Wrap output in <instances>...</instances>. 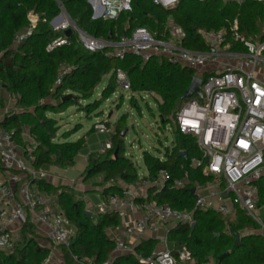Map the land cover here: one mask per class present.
<instances>
[{"label":"trees","instance_id":"1","mask_svg":"<svg viewBox=\"0 0 264 264\" xmlns=\"http://www.w3.org/2000/svg\"><path fill=\"white\" fill-rule=\"evenodd\" d=\"M59 2L76 26L94 37L107 38L110 34L112 39H116L122 34L128 35L135 27H144L161 36L167 20L171 19L185 32L183 44L191 50L206 48L201 31L223 28L228 31L233 20H237L239 34L246 38L254 37L264 25V8L255 0L241 3L178 0L171 7H163L156 0H133L131 10L122 13L116 21L91 19V9L86 0ZM29 12L38 16L36 26L25 40H17L16 36L27 32L30 26L27 18ZM59 12L55 0H0V109L5 106V94L14 100L15 106L5 113L0 125L11 131L17 141L20 140L18 136L22 128L25 126L28 129L36 143L33 150L35 167L49 169L74 165L85 147L84 137L67 140L73 133L67 131L62 133L63 141L55 140L57 123L55 119L46 117L45 112L58 113L67 106L79 105L80 100L92 95L105 75H109V79L102 98H107L117 86L114 79L117 68L127 73L132 92H150L160 98L157 111L161 122L167 121L183 101L194 98H183L193 70L172 64L163 57L152 56L146 61L132 55L124 59L106 57L102 51L90 52L83 48L76 41L74 32L67 36L65 44L47 50V44L61 35L49 25V21ZM62 66L71 67V70L57 84L58 70ZM69 93L73 98L64 99ZM129 100L135 101L133 96ZM98 106L99 100H95L86 103L84 109L89 112ZM121 130L118 126L115 128L109 140L110 148L87 156L85 177L89 179L103 175L102 182L95 185L109 182L102 189L105 196L120 193L117 180L132 182L138 178L132 161L123 156ZM181 151L186 152L185 157L180 155ZM191 157H200L193 138L179 133L176 128L172 146L166 149L163 159L143 152L142 160L148 174L142 179L153 180L160 169L168 175L163 189L152 196L153 200L179 210L192 209L195 194L190 192L191 185L179 189L170 187L173 180L181 177L199 184L211 179L203 165L190 166ZM39 185L42 191L49 194L50 183L43 180L39 181ZM257 191L258 206L264 207V177L258 181ZM56 201L63 206L61 211L74 227L69 246L62 248L66 264L72 262L71 255L94 258L96 264L108 259L116 242L107 235L106 229L119 226L116 213H100L94 222L85 214L84 202L75 199L74 192L67 186L57 194ZM261 217L264 223V212ZM193 220V228L188 224H178L169 229L166 240L173 245L170 248L173 254L186 247L194 264L208 262L210 258L214 259L215 264H264V235L258 232L260 225L242 209L235 207L230 215L209 209L196 210ZM234 232L240 234L239 243L218 261V256L231 249ZM34 238L32 225L28 224L15 250L10 254L0 253V264H43L48 249L38 246ZM137 250L141 257H145L152 247H137ZM113 264L144 263L132 254H124L117 256Z\"/></svg>","mask_w":264,"mask_h":264},{"label":"built area","instance_id":"2","mask_svg":"<svg viewBox=\"0 0 264 264\" xmlns=\"http://www.w3.org/2000/svg\"><path fill=\"white\" fill-rule=\"evenodd\" d=\"M55 1L60 12L49 25L61 35L47 44V50L65 44L64 31L71 28L76 41L90 52L102 51L106 57L118 59L132 55L142 61L152 56L163 57L172 64L191 68L193 76L200 80L201 96L194 95L183 101L171 116L179 133L193 138L200 152V157L189 159L190 166L203 165L211 175L205 186L197 183L201 189L195 194L192 209L179 210L155 201L135 203V195L124 188L120 193L107 195L97 208L99 213H116L127 239L138 238L148 231L156 232L162 226L166 228L164 248L152 250L141 259L143 263L178 264L191 260L186 247L173 254L166 246V235L178 224L190 225L196 210L209 209L230 215L238 207L264 231L261 217L264 207L258 206L257 191V183L264 177V27L259 35L246 38L239 34L237 20H233L228 31L224 28L201 31L206 48L191 50L183 44L185 32L172 20H167L161 36L144 27H135L128 35L122 34L116 39L94 37L77 27L59 0ZM221 1L241 3L244 0ZM255 1L264 8V0ZM86 2L91 9V19L116 21L122 13L131 10L133 0ZM27 18L28 31L35 28L38 16L29 12ZM70 70L68 66L60 67L56 83ZM114 79L132 96L138 93L131 91L128 75L120 68L114 71ZM6 112L5 108L0 109V123ZM93 128L99 133L112 132L105 121L96 122ZM26 136L27 144H19L11 131L0 125V253H12L30 224L34 239L44 237L50 244L43 264H66L62 248L69 246L74 227L62 211L54 209L55 202L41 193L39 181L49 183V174L34 166L36 143L28 130ZM29 140L32 142L28 143ZM110 146L109 141L104 143L106 149ZM167 179L166 171L160 169L153 182L164 186ZM187 184L188 179L183 177L173 180L170 187L179 189ZM136 211L140 212L138 216L134 215ZM132 251L119 241L101 264H113L121 253ZM71 257L69 264H96L94 258L88 256Z\"/></svg>","mask_w":264,"mask_h":264},{"label":"rangeland","instance_id":"3","mask_svg":"<svg viewBox=\"0 0 264 264\" xmlns=\"http://www.w3.org/2000/svg\"><path fill=\"white\" fill-rule=\"evenodd\" d=\"M263 27L264 25L261 27L260 32ZM260 32L256 35H259ZM106 79L107 75L103 76L93 90L92 95L86 100H80L79 105L67 106L61 114L59 112H45L46 117L55 119L57 123L58 130L55 134V140L63 141L62 133L71 131L73 133L68 136L67 140L74 141L84 137L85 149L80 151L72 167L62 168L55 166L45 169L49 175L58 177L61 181L57 184L52 182L49 194L42 190L41 193L46 194L56 202L57 207H54V209L63 210V206L56 201L57 194L64 188L65 181H68L70 190L74 192V198L85 199L92 206L91 210L94 208L93 221L95 222L98 220V214L95 213V209L102 203L103 197L96 191L81 189L87 186L91 187L94 183L102 182L103 175L94 176L86 181L85 168H81L83 164H87L88 154L105 150L104 143L110 140L112 133L118 126L122 129L121 132L126 130L124 136H120L123 156L132 161L136 174L141 176L146 173L142 160L143 152L163 159L166 149L172 146L175 129L172 117L165 122H161L157 111V103L160 98L154 93H134L133 98L135 101L130 102L129 99L132 97L130 91L124 90L117 85L112 94L105 99L102 98ZM95 100H99V106L89 112L85 111V104ZM8 107L9 109L15 108L14 104ZM122 117L124 118L122 119ZM98 121H105L111 127L112 132H97L93 125ZM87 151L91 152L86 153ZM133 181H136V179ZM35 184H38V182ZM39 187L41 188V186ZM258 232L264 233L261 230H258ZM207 264H215L214 259L210 258Z\"/></svg>","mask_w":264,"mask_h":264},{"label":"crops","instance_id":"4","mask_svg":"<svg viewBox=\"0 0 264 264\" xmlns=\"http://www.w3.org/2000/svg\"><path fill=\"white\" fill-rule=\"evenodd\" d=\"M156 2H158L159 4H161L163 7H171V6L175 5L178 2V0H156ZM168 20H171V19H168ZM108 79H109V75H107V79H106V83H105L104 87H106L107 82H108ZM6 95L7 94L4 95V99H5V102L4 103H5V106L3 108H1V109H4L5 108L8 111V109H9L8 106L11 107L12 104H14V100L9 95H7V96ZM10 110L11 109H9V111ZM61 113H62V111L59 112V114H61ZM27 130L28 129L24 126L22 128V130L20 131L19 136H18V138L20 140L17 141L15 138H14V140L17 143H19V144H22L21 142H23L24 144H22V145L27 144V142H26L27 139H28V137L26 136ZM65 132H67V131H65ZM31 142H32V140H29L28 141V143H31ZM89 152H91V151H87L86 153H89ZM83 166H86V164H83L81 169L85 168ZM147 174L148 173H147V169H146V173L145 174H142L141 176H138L137 175L138 178L136 179V181L127 182L125 180H117L116 181V185L119 188H124V189H127L130 192H132L135 195V198H134L135 203H144V202H148V201H151V202L152 201L153 202L155 201L156 202V200H153L152 199V196H154L157 192H160L163 189V185L154 184V182H153L154 179L153 180H148V179L145 180V179H142L143 177L147 176ZM98 176H102V175L100 174ZM91 178H93V177H91ZM181 178H183V177H181ZM89 179H87V180H89ZM210 180L211 179H209L206 183L200 184V185L201 186H205V184L209 183ZM60 181L61 180L58 177H54L52 175H49V183L50 184H52V182L55 183V184H57ZM188 181H189V179H188ZM83 183H85V182H83ZM106 184H109V182L106 183ZM106 184H104V185H95V183H94L93 186H91V187H88L87 186V187H85L84 189H81V190H85V191H88V190H90V191H96V192H98L103 197V200L102 201H104V199H105V197L107 195L105 196V195L102 194V189L104 188V186ZM198 184H197L196 181H194L193 183H190V181H189V184H187V185H191V188L190 189H194V193L193 194H196V192L201 189L200 185L198 186ZM69 185H70L69 182L68 181H65V183H64L63 186L70 187ZM38 186H40V185L38 184ZM148 196H149V199H148ZM139 199H142L143 201H138ZM82 201L84 202L85 210L90 212V215H91L90 218L93 220V210H94V208H93V210H91V207L92 206L90 205V203L88 201H85V199L82 200ZM55 207H57L56 202H55ZM58 210H60V209H58ZM95 211H96L95 213L98 214V218H99L100 213L98 212V209H95ZM139 214H140V212L136 211L134 215L138 216ZM119 220H120V218H119ZM165 230H166V228L162 226V227H159L158 231H156V232H150V231H148V232H145L144 234H142L141 236H139L138 238H135L134 239V238H130L129 237L127 239V237L124 235V233L122 231V228H121V220H120L119 226H117L115 228L108 227L106 229V233H107L108 236H110L112 239H114L116 243L119 242V241H122L125 244H127L128 248L131 247V249L133 250L132 252H123V253H121V255H124V254H132L133 256H135L136 258H139L141 260L143 257L140 256V253L138 252L137 247H144V246L145 247L146 246L147 247H150L151 246L152 247V250H160V249H163L164 248L163 238H164V235H165ZM166 237H167V235H166ZM131 242H132V244H131ZM35 243L38 246H40V247H43V248H46V249H49L50 248L49 247L50 244L48 243V241L46 239H44V237H38L35 240ZM166 246L169 247V248L173 247V245L171 246L169 243H167V241H166ZM178 264H194V261L191 258V260H189V261L179 262ZM202 264H207V262L202 263Z\"/></svg>","mask_w":264,"mask_h":264},{"label":"water","instance_id":"5","mask_svg":"<svg viewBox=\"0 0 264 264\" xmlns=\"http://www.w3.org/2000/svg\"><path fill=\"white\" fill-rule=\"evenodd\" d=\"M69 18H70V17H69ZM74 24H75V23H74ZM32 32H33V29L28 30L27 33H26V35H22V36H21V40H25L26 37H27L28 35H30ZM70 33H71V28H68V29H66V30L64 31L65 36H69ZM107 39H111V35H110V34L107 36ZM194 95H195V96H198V97L201 96V93H200V80H199L197 77L192 76V77H191V82H190V84H189L187 90L185 91V93H184V95H183V98H190V97H192V96H194ZM67 98H73L72 94L69 93V94H67V95L64 97V99H67ZM125 131H126V130H124V131H122V132L120 133V136H121V137L124 136ZM116 154H117V151H115V155H116ZM180 155H182L183 157H185V156H186V152H185V151H181V152H180ZM190 192H191V193H194V189H190ZM225 196H226V194H225ZM84 212H85V214L87 215L88 218L91 217L89 211H84ZM194 225H195V222L193 221V222L190 224V227L193 228ZM233 234H234V241H233V243H232V247H231V249H230L229 251H225V252L222 253L220 256H218V258H217L218 261L222 260L225 256H227V255L230 253V251L234 250V248H235V247L237 246V244L239 243V240H240V234H239L238 232H234Z\"/></svg>","mask_w":264,"mask_h":264}]
</instances>
